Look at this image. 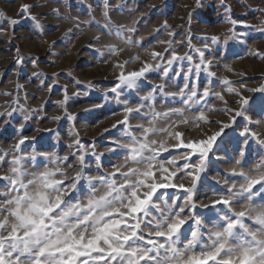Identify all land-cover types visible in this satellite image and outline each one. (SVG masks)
I'll use <instances>...</instances> for the list:
<instances>
[{"label": "rangeland", "instance_id": "obj_1", "mask_svg": "<svg viewBox=\"0 0 264 264\" xmlns=\"http://www.w3.org/2000/svg\"><path fill=\"white\" fill-rule=\"evenodd\" d=\"M204 2L205 7L195 8V0H107V5L105 0H0V157L7 153L0 161V176L9 172L7 161L16 152L14 145L21 135L29 138L18 152L27 161L28 172L35 171L33 156L37 158L36 163L43 165L40 153L46 152L60 160L67 156L73 166L67 169V184L76 171H81L79 160L74 156L81 151L86 161L85 174L96 176L112 172L124 162L121 153L125 150L119 148L118 141L126 142L123 128L127 125H120L118 121L123 120L125 107H136L147 90L157 85L164 86L155 97L158 112L168 106L185 107L180 102L182 89L186 97L193 87L201 96L206 87L212 93L190 102V109L185 111L188 124L174 129L184 133L182 140L206 139L223 123L231 124L210 153L212 171L208 183L213 187L200 188L198 204L208 202L205 196L214 198L213 189L226 191L223 183L213 180L214 176L219 175L221 181L239 179L231 175L234 160L241 159L245 171L264 166V148L258 143V139H264V121L253 115L264 95L247 91L264 86V12L260 11L264 9V0ZM25 4L31 6V14L39 19L40 29H36L26 15L20 14ZM190 12L193 18L189 32ZM12 19L17 20L15 26L9 23ZM231 19L249 25L248 28L236 26L237 33L242 31L243 36L233 37L229 31L233 27ZM169 32L173 36H169ZM212 36L219 38L217 43L211 41ZM128 39L133 41L132 46L125 42ZM111 46L120 50L117 55L110 54ZM196 49L204 50L206 58L212 61L214 76L196 73L194 64L200 59ZM153 51L162 58L154 60ZM172 52L181 57L190 55L192 60L174 61L165 76L163 69L168 67L166 61ZM18 57L24 59L21 67L16 65ZM32 60L37 63L33 65ZM125 61H128L125 71L137 70L144 62L153 67L142 81L140 91L124 88L118 95L111 91L121 71L115 65ZM157 64L160 67H156ZM225 78L242 95L254 96L252 109L246 113L249 120L241 116L233 123L230 117L234 112L226 113V106L215 97V92L223 91L221 81ZM167 92L176 93L177 97L165 104ZM65 95L68 99L61 105L58 102L63 101ZM224 95L229 101L227 107L239 108L234 103V95L226 92ZM200 110L205 111L208 123L195 122ZM69 115L74 119L69 120ZM57 116L59 120L55 119ZM133 117L130 119L133 128L140 123L147 126L146 119H139L135 113ZM246 130V136L241 135ZM245 139L247 147L241 157L237 150L244 148ZM109 148L114 151H108ZM183 151L170 148L161 155L173 158ZM96 156H100L99 161ZM177 163L183 164L182 157ZM39 170L43 171V167ZM4 183L0 181V186ZM86 192L87 183L81 181L78 192L72 197L85 199ZM197 211L206 210L198 208Z\"/></svg>", "mask_w": 264, "mask_h": 264}, {"label": "snow or ice", "instance_id": "obj_2", "mask_svg": "<svg viewBox=\"0 0 264 264\" xmlns=\"http://www.w3.org/2000/svg\"><path fill=\"white\" fill-rule=\"evenodd\" d=\"M105 3L107 5V0ZM203 7L204 0H195V8ZM260 11L264 12V9ZM20 14L31 19L36 29L41 28L39 19L31 14L30 5H22ZM188 17L190 32L193 13L190 12ZM9 23L15 26L17 20L12 19ZM230 23L233 27L229 31L233 37L244 35L242 31L237 33L238 24L242 28L249 27L236 19H231ZM168 34L173 36L172 32ZM218 40L217 36L211 37L213 43ZM125 42L129 46L133 44L131 39ZM119 51L116 46L109 48L111 55H117ZM196 51L200 57L194 64L196 73L214 76L212 61L206 58L205 51ZM151 56L154 60L162 58L155 51ZM178 59L191 61L192 57L187 54L181 57L172 52L166 61L168 67L163 69L165 76ZM31 63L35 65L37 61ZM127 63L115 65L121 71L111 91L118 95L124 88L140 91L142 81L147 79V73L153 67L144 62L137 70L125 71ZM23 64V57H18L16 65L21 67ZM221 84L223 91L214 95L226 106V113L234 112L231 121L234 123L236 117L241 116L249 120L246 113L252 109L254 96L242 95L230 86L227 78ZM163 88V85H157L147 90L136 107H125L124 118L118 121L120 125H127L123 128L126 142L118 141L119 148L125 150L121 153L124 162L115 166L112 172L96 176L85 174L86 161L82 151L74 154L81 171H76L67 184V169L73 167L67 156L60 160L46 152L40 153L43 165L36 163L37 158L33 156L35 171L28 172L27 161L18 152L29 138L20 136L14 145L16 152L7 161L9 172L0 176V181L5 182L0 186V196L4 197L0 199V264H264V166L245 171L242 160H234L231 175L239 179L224 178L221 181L219 175L214 176L213 180L217 184L223 183L226 191L213 189L214 198L205 196L208 202L198 204L200 188L213 187L208 183L212 171L210 153L231 124L223 123L206 139L182 140L184 133L174 129L180 124H188L185 111L190 109V102L212 93L206 87L201 96L193 87L186 97L182 89L180 102L185 107L168 106L165 111L158 112L155 97ZM247 91L264 95V86ZM224 92L236 97L234 103L239 105L238 109L227 107L229 101ZM166 97L165 104L168 100L175 101L177 94L167 92ZM67 99L65 95L58 103L64 105ZM256 108L258 111L253 115L264 121V100ZM145 109L149 111L144 112ZM134 113L139 119H146L147 126L140 123L133 128L130 119L134 118ZM68 119L74 117L69 115ZM201 121L209 122L204 110L199 111L195 122ZM116 127L114 124L113 128ZM246 133L247 130L241 135L246 136ZM76 143L80 144L78 140ZM258 143L264 148V139H258ZM246 147L247 139L244 148L237 150L241 157L245 155ZM170 148L185 151L173 158L163 157L161 153L169 152ZM6 156L7 153L0 161ZM181 157L182 165L177 163ZM96 159L99 161L100 156ZM41 166L43 171L39 170ZM185 179L189 181L187 184L183 182ZM81 181L87 183L85 199H73L72 194L78 192ZM169 189L175 191L169 192ZM198 208L206 211L198 212ZM185 225H188L187 229Z\"/></svg>", "mask_w": 264, "mask_h": 264}, {"label": "bare ground", "instance_id": "obj_3", "mask_svg": "<svg viewBox=\"0 0 264 264\" xmlns=\"http://www.w3.org/2000/svg\"><path fill=\"white\" fill-rule=\"evenodd\" d=\"M203 134V133H202ZM198 140V139H197Z\"/></svg>", "mask_w": 264, "mask_h": 264}]
</instances>
